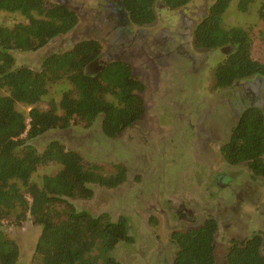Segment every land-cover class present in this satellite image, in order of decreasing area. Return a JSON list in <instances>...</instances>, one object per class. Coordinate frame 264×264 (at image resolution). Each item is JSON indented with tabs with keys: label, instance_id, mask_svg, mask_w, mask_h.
<instances>
[{
	"label": "rangeland",
	"instance_id": "374dc122",
	"mask_svg": "<svg viewBox=\"0 0 264 264\" xmlns=\"http://www.w3.org/2000/svg\"><path fill=\"white\" fill-rule=\"evenodd\" d=\"M113 1L50 0L73 7L79 14L78 25L37 51H16L15 64L39 70L47 55L69 51L83 39H95L102 46L101 60L120 59L132 65L146 86L142 93L146 113L115 138L103 134L99 119L88 127L76 124L50 131L31 143L42 151L52 140H59L77 151L85 165H97L106 175L115 172L116 166L125 168L126 180L119 186L93 184L92 198L68 200L78 210L107 214L112 221L127 217L130 240L113 251L121 264H174L177 247L172 233L209 218L218 223L214 264H228L229 249L246 240L249 232L259 231L264 244V178L254 177L245 165L229 166L221 152L243 110L258 106L264 113L260 102L264 79L240 81L226 89L215 87L214 69L224 61L227 49L206 52L193 45L194 27L214 0H192L178 10L159 5L157 20L143 27L132 26L126 13L118 19L111 8ZM238 2L232 1L224 24L250 28L251 55L264 62L263 24L258 16L264 0H255L246 12L238 9ZM24 20L17 13H0L1 26L12 27ZM70 88L68 82L51 84L38 107L59 102ZM17 109L25 115L29 112L21 103ZM58 169L57 165L40 167L32 181L41 183L43 176ZM222 173L230 185H218ZM6 223V232L20 246L18 264H31L38 227L30 217L21 226Z\"/></svg>",
	"mask_w": 264,
	"mask_h": 264
},
{
	"label": "trees",
	"instance_id": "16d2710c",
	"mask_svg": "<svg viewBox=\"0 0 264 264\" xmlns=\"http://www.w3.org/2000/svg\"><path fill=\"white\" fill-rule=\"evenodd\" d=\"M232 1L214 0L193 31L196 49L229 51L214 69L218 89L264 77V62L251 55L250 28L224 24ZM190 2L120 0L128 22L137 27L156 21L159 5L178 10ZM254 2L239 0L238 9L246 12ZM1 12L17 13L25 20L12 27L0 25V264H18L22 256L5 223L21 226L28 217L39 229L31 264H121L113 251L130 240L127 217L112 221L107 214L95 216L78 210L68 200L92 198L93 184L119 186L126 180L125 168L116 166L115 172L106 175L97 165H85L77 151L67 149L59 140H52L42 151L31 141L76 124L88 127L99 119L105 136L118 137L146 113L142 96L146 86L135 76L132 65L120 59L108 62L97 73L89 71L102 54L100 42L91 38L69 51L47 55L39 70L17 67L16 51L34 52L68 34L78 25L79 14L67 3L50 0H0ZM258 16L264 40V2ZM59 82H68L71 88L59 102L52 100L48 108L38 107L49 86ZM19 103L29 108L27 115L18 111ZM221 152L228 165H245L254 177L264 178L261 108L250 106L242 111ZM48 165L59 169L43 176L41 183L33 182V174ZM217 230L216 219L209 218L186 231H174V264H214ZM263 245L259 233L243 243L235 242L227 254L228 264H264Z\"/></svg>",
	"mask_w": 264,
	"mask_h": 264
},
{
	"label": "flooded vegetation",
	"instance_id": "af4514ba",
	"mask_svg": "<svg viewBox=\"0 0 264 264\" xmlns=\"http://www.w3.org/2000/svg\"><path fill=\"white\" fill-rule=\"evenodd\" d=\"M111 8L112 9H114V14H115V16L118 18V17H120V18H124L125 17V12L122 10V8H121V3H120V0H114L113 1V3H111ZM119 19V18H118ZM124 24V22H122V25ZM223 50V49H222ZM216 51V50H215ZM229 51H228V49H227V52H225V53H228ZM111 60H107V61H103V60H101L100 58L97 60V61H95L93 64H91L90 66H89V71H92V73H97L99 70H101V68L105 65V64H107L108 62H110ZM113 61V60H112ZM94 68V69H93ZM263 79H264V77H263ZM256 86V85H255ZM264 86V85H263ZM257 87V91L259 90V92H261L260 91V89L258 88V86H256ZM261 90H264V89H261ZM260 102H262V103H264V100H262V98H261V100H260ZM188 213H190V211H188ZM179 214V216H180V213H178ZM191 214V213H190ZM192 215V214H191ZM257 233H259V231H252L251 233L249 232V234H247L246 236V240H248V238H250V237H252L253 235H255V234H257ZM259 234H261V233H259ZM246 240H244V241H241V242H239V243H243V242H245Z\"/></svg>",
	"mask_w": 264,
	"mask_h": 264
},
{
	"label": "crops",
	"instance_id": "0c3cea01",
	"mask_svg": "<svg viewBox=\"0 0 264 264\" xmlns=\"http://www.w3.org/2000/svg\"><path fill=\"white\" fill-rule=\"evenodd\" d=\"M230 166V165H229ZM221 187L230 185V180L227 181V178H225V175L222 173L219 184Z\"/></svg>",
	"mask_w": 264,
	"mask_h": 264
}]
</instances>
